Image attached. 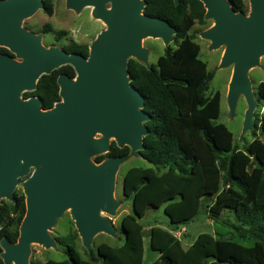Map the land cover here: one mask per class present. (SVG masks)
Returning a JSON list of instances; mask_svg holds the SVG:
<instances>
[{
    "label": "water",
    "instance_id": "water-1",
    "mask_svg": "<svg viewBox=\"0 0 264 264\" xmlns=\"http://www.w3.org/2000/svg\"><path fill=\"white\" fill-rule=\"evenodd\" d=\"M205 17L215 24L201 32L212 47L225 45L219 67L233 66L228 106L236 112L246 97L243 134L253 128L257 95L249 76L264 55V0H250V12L236 11L231 0H201ZM179 0H175L178 3ZM80 12L94 6L93 14L107 27L92 41L89 55L46 46L42 35L23 26L25 18L44 9L43 0H0V209L3 198L14 200L20 178L24 183L26 214L16 242L1 240L5 264H28L31 244L56 247L49 232L57 217L71 208L83 244L90 249L95 235H117L112 224L120 202L115 199L116 174L126 155L91 159L116 144L141 154L146 124L145 95L132 83L129 59L149 64L143 39L174 40L178 28L168 19L144 13L146 0H66ZM110 4V6H107ZM71 64L76 75L58 76L60 97L50 109L41 107L39 95L25 98L37 88L43 74ZM102 133V137H96ZM107 213V216H103Z\"/></svg>",
    "mask_w": 264,
    "mask_h": 264
},
{
    "label": "trees",
    "instance_id": "trees-1",
    "mask_svg": "<svg viewBox=\"0 0 264 264\" xmlns=\"http://www.w3.org/2000/svg\"><path fill=\"white\" fill-rule=\"evenodd\" d=\"M44 11L53 15L54 0H43ZM236 11H248L247 0H231ZM144 13L168 19L178 28V46L165 48L156 64L147 67L129 59L132 83L145 95L146 122L141 156L151 165L132 166L123 177V193L132 200V211L121 220L122 243L102 242L90 258L77 247L75 230L58 236L66 247L64 259L44 264H143L145 225L148 210L163 207L169 217L166 225H150V244L159 251L152 264H264V82L258 92L263 111L254 120L256 137L244 147L235 142L233 131L222 121L221 93L208 94L215 71L201 58V45L190 30L205 24L206 8L201 0H146ZM45 30H53L50 23ZM66 32L56 31L57 38ZM68 52L89 55V44L72 41ZM1 52H10L0 46ZM76 71L71 64L43 74L37 88L23 96L39 95L41 107L50 109L61 99L58 76ZM258 130V132H257ZM130 147L112 142L111 151L97 156V162L109 156L128 155ZM203 206L216 223L228 227L237 236L225 237L202 232L188 247L175 235L194 220ZM26 214V195L21 189L13 201H4L0 209L1 240L7 236L16 242Z\"/></svg>",
    "mask_w": 264,
    "mask_h": 264
},
{
    "label": "rangeland",
    "instance_id": "rangeland-1",
    "mask_svg": "<svg viewBox=\"0 0 264 264\" xmlns=\"http://www.w3.org/2000/svg\"><path fill=\"white\" fill-rule=\"evenodd\" d=\"M55 7L53 15H48L44 9H38L32 16L27 17L23 21V26L27 29L34 31L37 34L42 35V42L46 46L55 45L60 48H64L69 45L72 41L78 43L89 44V49L92 41L97 37L98 33L107 27V24L93 14V6H85L80 12H77L73 8L67 7L66 0H54ZM248 12L251 10L250 0H247ZM110 6V4H107ZM206 23H196L190 33L193 35L196 42L201 45V58L204 59L210 70L215 71V77L211 83L208 94L219 90L221 93V116L219 121L224 122L234 133L235 142L240 147H244L249 144L255 137L254 130L255 117L261 114L263 111V101L260 100V94L258 92V86L260 82H264V55L260 57V64L254 66L249 71V76L253 82L254 91L257 95V108L253 117V128L248 130L243 136L242 118L245 116L248 103L246 97L242 94L239 98L236 113L234 116L230 114L228 106V92L229 83L233 74V66H227L224 68L219 67L221 58L225 52L226 46L221 45L217 48L212 47V41L210 39L201 36V32L210 28L215 24L213 18L206 17ZM50 23L53 30H45V24ZM64 30L66 33L57 38L56 31ZM176 35L174 40L169 44L173 48L178 46ZM166 46L161 37L148 36L143 39V47L148 50L149 64H156L158 58L164 53ZM136 59V58H135ZM139 60V59H137ZM142 61V60H141ZM143 62V61H142ZM144 63V62H143ZM258 132V130H257ZM102 133H98L96 137H102ZM114 137L111 140L114 141ZM106 154V153H104ZM102 155V154H101ZM99 155L92 156L91 159L95 162L96 157ZM100 163V162H97ZM151 165L145 158L138 152H133L130 148V152L126 155V159L121 163L116 174V184L114 196L115 199L120 202L117 208V212L113 215V226L117 231V235H112L107 232H98L93 240V244L90 249L86 248L83 244L81 235L78 232L75 220L72 218L71 208L66 209L63 214L57 217L53 226L49 229V232L54 238L58 236L66 235L75 230L78 233L76 242L78 250L82 256L86 259L90 258L91 252H96L97 247L102 242H107L113 245H120L122 243V218L132 211V200L129 196L123 193V177L125 172L132 166H149ZM29 177V174L20 178L16 185L15 192L19 189L25 194L24 183ZM15 194V193H14ZM4 201H11L8 198H3L1 204ZM103 216H107V213H103ZM141 222L145 225L144 232V244H145V255L143 264H152L159 257V251L152 249L150 244V225L157 223L160 225H166L169 222V217L164 212L163 207L151 208L147 214L141 218ZM185 230L180 235L185 247H188L202 232H211L215 235H224L225 237H234L232 230L228 227H224L209 217V212L206 206H203L202 210L196 216V218L184 227ZM58 241V239H57ZM66 247L59 243L56 247H46L41 243L34 242L31 244V253L28 264H44L46 260L53 259H64ZM15 264V263H13Z\"/></svg>",
    "mask_w": 264,
    "mask_h": 264
},
{
    "label": "built area",
    "instance_id": "built-area-1",
    "mask_svg": "<svg viewBox=\"0 0 264 264\" xmlns=\"http://www.w3.org/2000/svg\"><path fill=\"white\" fill-rule=\"evenodd\" d=\"M185 230V228L183 227L181 230H177L175 232V235H177L178 237H180V235L183 233V231Z\"/></svg>",
    "mask_w": 264,
    "mask_h": 264
},
{
    "label": "flooded vegetation",
    "instance_id": "flooded-vegetation-1",
    "mask_svg": "<svg viewBox=\"0 0 264 264\" xmlns=\"http://www.w3.org/2000/svg\"><path fill=\"white\" fill-rule=\"evenodd\" d=\"M2 47H3V46H2ZM5 48H7V47H5ZM7 49H8V48H7ZM9 51H10V50H9ZM1 53H10V54H12L11 52H1ZM235 113H236V112H235ZM234 115H235V114H234ZM234 115H233V116H234ZM242 119H243V120H242V124H241V125H242V127H243L244 116H243V118H242ZM112 219H113V218H112ZM112 223H113V221H112Z\"/></svg>",
    "mask_w": 264,
    "mask_h": 264
},
{
    "label": "bare ground",
    "instance_id": "bare-ground-1",
    "mask_svg": "<svg viewBox=\"0 0 264 264\" xmlns=\"http://www.w3.org/2000/svg\"><path fill=\"white\" fill-rule=\"evenodd\" d=\"M93 8H94V6H93Z\"/></svg>",
    "mask_w": 264,
    "mask_h": 264
},
{
    "label": "crops",
    "instance_id": "crops-1",
    "mask_svg": "<svg viewBox=\"0 0 264 264\" xmlns=\"http://www.w3.org/2000/svg\"><path fill=\"white\" fill-rule=\"evenodd\" d=\"M154 262V261H153Z\"/></svg>",
    "mask_w": 264,
    "mask_h": 264
}]
</instances>
